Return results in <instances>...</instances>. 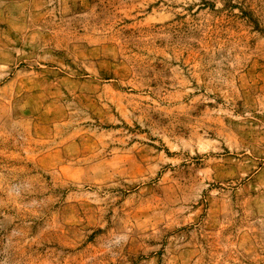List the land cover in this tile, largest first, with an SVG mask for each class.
I'll use <instances>...</instances> for the list:
<instances>
[{
    "label": "rangeland",
    "instance_id": "374dc122",
    "mask_svg": "<svg viewBox=\"0 0 264 264\" xmlns=\"http://www.w3.org/2000/svg\"><path fill=\"white\" fill-rule=\"evenodd\" d=\"M0 264H264V0H0Z\"/></svg>",
    "mask_w": 264,
    "mask_h": 264
}]
</instances>
